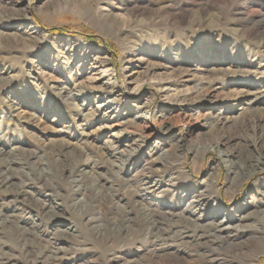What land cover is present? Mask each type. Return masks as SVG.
Wrapping results in <instances>:
<instances>
[{"label": "rangeland", "instance_id": "rangeland-1", "mask_svg": "<svg viewBox=\"0 0 264 264\" xmlns=\"http://www.w3.org/2000/svg\"><path fill=\"white\" fill-rule=\"evenodd\" d=\"M0 32V264H264V167L232 180L204 149L264 151V0H0ZM133 62L168 89L104 127L88 76L125 92Z\"/></svg>", "mask_w": 264, "mask_h": 264}, {"label": "bare ground", "instance_id": "bare-ground-1", "mask_svg": "<svg viewBox=\"0 0 264 264\" xmlns=\"http://www.w3.org/2000/svg\"><path fill=\"white\" fill-rule=\"evenodd\" d=\"M102 16L107 17L108 21H110V19L113 20V18L111 17L112 14H110L108 12H106V13L103 12ZM114 19H115V17H114ZM106 22H107V20H106ZM113 22L114 21H112V23ZM1 34L2 33L0 32V35ZM85 62H87V61H83V64H86ZM89 64H91V65L90 66L86 65L85 70L88 69V68H89V70H97V67H98L97 65H95V64H93L91 62ZM139 64H140V62L139 63L133 62L131 67L126 66L123 69L125 71V74L124 75L122 74V76H123L122 80L127 85L125 92L121 91V86L119 85V78L116 76V73L114 71L111 72L112 69H110V67L102 69V70L98 71V73H92L91 76H88L90 81L92 79V84H91V87H90L92 89L91 90L92 94H96V93L98 94L99 93V95L101 97L100 96H96V97L105 99V100H103L104 102L102 104L98 105V107H101L102 111L105 112L106 114H108V117H109L108 119L105 120L106 123L102 124V126L111 128V127H114V126H120L125 121L124 118L121 116L122 111L116 110L115 106H114L117 103V99H115V98L118 95L122 96L124 99L127 98L128 95H132V96L137 97L139 92H140V90H141V88H143L144 83H147V82H150L151 85L154 86L155 88H157L158 91H160V92H162V91L166 92L167 91V89H168L167 86L160 80H156V79H152V78H151L150 81H145V80L142 79L143 81L140 82V80H137L138 77H139L138 75L141 73V71H140L141 69H138L140 67ZM99 72H101V73L99 74ZM152 103H153V99L146 100L142 104V109H144V111L148 113L149 112V108L152 106ZM178 103H180V102H178ZM137 116H141L139 111H138V114L136 115V117ZM159 116L160 117L158 118V115H156V118H157V120H158V122H159V124L161 126H163L166 129L171 127V124H170L171 122H170L169 115L159 114ZM145 119H147V118H145ZM188 122H190V120H186L184 122V124L182 122L181 126L182 125L185 126L186 124H188ZM143 127H144L143 128V130H144L143 133L144 134H141L140 135V139L137 138V141L142 140V141L145 142L146 139L149 138L151 136V134H152V131H149V129L151 127L149 125V123L143 124ZM183 129H184V127L181 128V132H183ZM124 137H126V136H124ZM254 144H256V143H254ZM229 145L230 144H228V142H226L225 140L221 139L220 137L219 138L217 137L216 139H213L212 141H207L206 144L204 145V149L206 151L217 152L218 158L226 166V168H227L226 171H228V173L230 174L231 179L234 178V177H242V175L245 178L248 175L252 174L254 171L262 169L264 167V151H263V148H261L259 145H256L255 148H254L256 151H259V153L257 152L256 160H254L253 162H250V163H247V162H245L244 164L241 163L239 165L240 167L239 166L236 167L238 162H235L232 159V157H233V148L231 149V147ZM6 161L8 162V166H9L11 164L10 160H6ZM84 164H88V165L91 164V160H87ZM215 166H218V163H216ZM215 166H213V167H215ZM85 174H86V172H85ZM95 184H96V182H95ZM186 205L188 206V205H190V203H187ZM145 212H147V211H145ZM246 216H248V215L245 214L242 217H246ZM242 217H241V219H242ZM229 220L230 219L226 218V215H225V217H223L222 219H219V220L215 221L214 224H212L215 232L223 233V231L226 230V229H229V228H232V227L234 228V226L240 225L239 223L238 224H233L232 221H229ZM219 235L220 234H218L217 236L218 237L222 236V235H220V236Z\"/></svg>", "mask_w": 264, "mask_h": 264}, {"label": "trees", "instance_id": "trees-1", "mask_svg": "<svg viewBox=\"0 0 264 264\" xmlns=\"http://www.w3.org/2000/svg\"><path fill=\"white\" fill-rule=\"evenodd\" d=\"M84 35L90 36V35H88V34H86V33H85ZM90 37H91V36H90Z\"/></svg>", "mask_w": 264, "mask_h": 264}]
</instances>
